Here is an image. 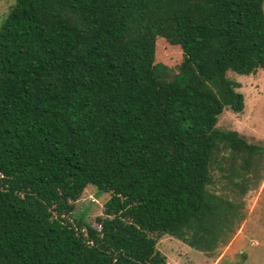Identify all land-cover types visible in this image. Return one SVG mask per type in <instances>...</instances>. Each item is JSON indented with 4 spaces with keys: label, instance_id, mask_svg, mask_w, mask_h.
<instances>
[{
    "label": "trees",
    "instance_id": "16d2710c",
    "mask_svg": "<svg viewBox=\"0 0 264 264\" xmlns=\"http://www.w3.org/2000/svg\"><path fill=\"white\" fill-rule=\"evenodd\" d=\"M262 4L14 0L0 21V264H164L162 235L210 256L226 244L264 147L215 125L243 108L226 73L264 70ZM88 186L109 198L96 226H72Z\"/></svg>",
    "mask_w": 264,
    "mask_h": 264
},
{
    "label": "rangeland",
    "instance_id": "374dc122",
    "mask_svg": "<svg viewBox=\"0 0 264 264\" xmlns=\"http://www.w3.org/2000/svg\"><path fill=\"white\" fill-rule=\"evenodd\" d=\"M14 0H0V21ZM264 12V0L262 4ZM160 59L172 63L177 50L159 45ZM227 78L240 84L236 89L243 97L241 112L228 109L218 116L215 127L220 130L236 131L249 143L264 147V70L257 69L250 75H238L228 71ZM220 184L215 183V190ZM109 193H97L86 187L73 203L70 215H64L72 226L82 222L96 226L93 219L102 214L103 203ZM244 220L239 224L230 240L217 248L213 255L194 250L185 243L168 235L159 237L156 250L164 257V264H264V175L258 186L243 196ZM55 216V214L53 213ZM241 254L244 257H241Z\"/></svg>",
    "mask_w": 264,
    "mask_h": 264
}]
</instances>
